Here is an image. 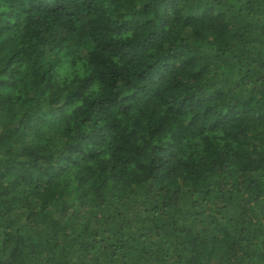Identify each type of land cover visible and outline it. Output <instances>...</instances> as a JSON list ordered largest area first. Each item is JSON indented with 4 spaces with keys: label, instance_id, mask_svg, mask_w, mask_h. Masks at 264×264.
<instances>
[{
    "label": "trees",
    "instance_id": "16d2710c",
    "mask_svg": "<svg viewBox=\"0 0 264 264\" xmlns=\"http://www.w3.org/2000/svg\"><path fill=\"white\" fill-rule=\"evenodd\" d=\"M0 264H264V0H0Z\"/></svg>",
    "mask_w": 264,
    "mask_h": 264
}]
</instances>
